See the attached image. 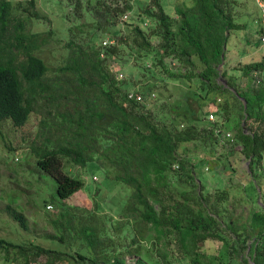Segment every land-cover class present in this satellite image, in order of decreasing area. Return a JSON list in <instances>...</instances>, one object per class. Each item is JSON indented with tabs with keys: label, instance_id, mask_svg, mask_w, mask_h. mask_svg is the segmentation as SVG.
<instances>
[{
	"label": "trees",
	"instance_id": "1",
	"mask_svg": "<svg viewBox=\"0 0 264 264\" xmlns=\"http://www.w3.org/2000/svg\"><path fill=\"white\" fill-rule=\"evenodd\" d=\"M190 1L192 5L184 3L176 8L177 17L168 14L160 0H152L149 8L140 7L146 18L141 25L130 24L129 40L139 59L151 60L153 69L163 70L171 78L189 77L171 72L167 59L190 70V75L198 60L204 67L197 74L205 91L201 98L205 102L199 103V108L204 109L209 107L210 94L222 89L217 79L227 78L224 64L229 34L244 26L235 22L237 0ZM27 3L24 11L28 16L24 18L14 16L9 0H0V132L6 121L22 128L32 114L41 115L45 144L37 152V164L57 181L59 198L70 199L84 187L83 181L64 173L65 160L83 168L99 160L115 174L116 181L131 189L121 217L130 221L136 233L132 246H122L120 241H113L99 217L89 216L86 223L79 219V227H74L76 214L66 211L61 225L68 233L53 239L64 241L76 235L88 250V256L77 252L73 258L80 264H125L128 257H139L137 264H147L138 242L151 234L161 242L170 234L189 264H201L199 254L206 242L226 241L221 218L227 211L229 193H205L201 179L198 182L195 178L191 160L180 159L179 149L203 136L213 141L217 124L205 132L199 131L195 122L181 129L174 121H158L147 103L128 99L107 64L119 54V44L100 48L95 42L110 29L114 31L109 35L118 37L117 18L131 13V4L119 8L109 6L106 0L95 4L75 0V15L91 20L94 34L85 42L71 39L64 47L68 52L64 64L51 71L36 53L49 46L54 31L42 34L27 29L32 18L42 19L36 11V1ZM153 38L160 40L158 47L153 45ZM154 53L157 55L151 56ZM144 67L149 69L145 64ZM241 71L245 77L261 76L253 90L236 93L243 100L244 125H237L235 141L250 160V173L254 174L255 166L264 160V56L249 62ZM228 84L235 87L230 80ZM139 92L147 100L151 95ZM227 109H218L217 115L227 114ZM174 166L186 177L189 190L178 193L172 189ZM13 215L26 227L23 214L13 210ZM252 226L259 229V236L250 246V254L254 264H264V247L256 245L264 235V213L254 215ZM226 231L237 236L232 254L249 249L248 239L235 222H229ZM0 250L7 259L13 254L14 261H21L18 264L37 263L42 257L48 264L70 261L38 245H15L3 239Z\"/></svg>",
	"mask_w": 264,
	"mask_h": 264
},
{
	"label": "rangeland",
	"instance_id": "2",
	"mask_svg": "<svg viewBox=\"0 0 264 264\" xmlns=\"http://www.w3.org/2000/svg\"><path fill=\"white\" fill-rule=\"evenodd\" d=\"M14 8V16L27 18L24 8L28 6V0H9ZM36 11L42 19L32 18L27 24V29L33 33L47 34L54 31L47 48L36 55L42 58L51 71L62 66L68 56L65 45L71 40L89 41L94 34L91 20L75 15V0H35ZM95 4L98 0H83ZM152 0H106L109 6L122 8L127 3L131 4L133 11L117 18L118 37L111 34L95 42L96 47L102 48L107 39L119 44V54L107 63L109 69L117 76L123 74L118 81L126 92L142 91L155 93L156 99L147 101L146 107L158 121L175 122L181 129L192 123H197L199 131H207L215 126V139L210 141L203 136L200 141L182 145L179 149V157L191 160L195 178L199 182L202 178L211 189L216 186L220 190H229L231 198L226 202L227 212L221 218L223 221V236L226 241H208L202 246L199 254L201 264H254L250 254L252 246L259 236V230L252 226L254 209L247 207L239 199L247 190L258 189L257 184L264 187V160L255 166V173H250V160L241 152V146L236 142L226 147L220 141L221 133L237 134V125H244L243 100L237 97V90L250 92L257 86L261 76L245 77L241 69L253 60H260L259 36L256 19L259 10L254 0H237L235 9V22L244 26L241 30L232 31L229 35L226 61L224 68L227 78L220 77L217 83L220 92L210 94L208 104H216L217 109L228 108L227 114L216 115V121H208V109L199 108V103L205 102L202 96L201 83L197 74L204 67L195 60V68L191 71L182 67L170 58L165 61L173 73H181L189 78H171L163 70L153 69L151 60H141L129 40L130 24L141 25L146 18L140 7H151ZM165 11L172 17H177L176 8L182 4L192 5L190 0H160ZM152 25V24H151ZM150 25V26H151ZM146 28V27H145ZM123 40V44L119 40ZM125 39V40H124ZM153 45L159 46L160 40L153 38ZM256 45V46H255ZM157 53V52H156ZM151 56H155V54ZM157 55V54H156ZM159 55V54H158ZM144 64L149 69L145 70ZM151 67V68H150ZM175 71V72H174ZM223 72V66L220 67ZM234 83L235 87L228 84ZM236 96V98H234ZM42 116L32 114L26 126L17 128L11 121H6L0 132V239L15 245H38L44 249L53 250L68 257L70 261L57 264H80L75 259L77 252L88 256V250L83 242L75 237H66L64 241L53 239V236L67 234L61 223L62 214L66 211L76 214L73 221L74 227L79 219L86 223V218L95 215L101 219L105 228L114 242L120 241L122 246H132L136 233L132 224L122 220L121 214L128 201L131 189L125 184L115 180V174L101 161L96 160L86 167H78L68 160L64 162V173L83 181L84 187L70 199L62 200L57 194L58 183L53 176L41 171L37 164V152L43 148L45 138L41 128ZM177 166L172 170L173 186L175 192L189 190L186 177L180 175ZM213 168V170H212ZM257 179L258 183H256ZM197 182V183H198ZM200 184V183H198ZM201 185V184H200ZM224 188V189H223ZM206 193V192H205ZM258 200V199H257ZM255 200V204L257 203ZM252 203H250L251 205ZM257 205V204H256ZM13 210L23 214L26 227H23L13 215ZM229 211V212H228ZM233 219V220H232ZM235 222L240 232L248 239L249 249L235 253L236 237L226 231L229 222ZM120 227V230L116 228ZM74 230V229H73ZM173 234L172 232H170ZM73 236V235H72ZM168 240V241H167ZM143 251L142 259L147 264H189L184 253L179 250L173 236L156 241L151 234L143 242H138ZM230 256L232 258L230 259ZM14 255L10 259L3 250H0V264H18L14 261ZM139 257H128L125 264H137ZM48 264L45 257L37 263Z\"/></svg>",
	"mask_w": 264,
	"mask_h": 264
},
{
	"label": "built area",
	"instance_id": "3",
	"mask_svg": "<svg viewBox=\"0 0 264 264\" xmlns=\"http://www.w3.org/2000/svg\"><path fill=\"white\" fill-rule=\"evenodd\" d=\"M256 6L258 7L259 10V16L256 19V24L258 27V36H259V45H260V50L262 51V56H264V0H254ZM115 41L111 40V39H107L103 42V46H111L114 45ZM120 78H123V74H117L116 79L119 81ZM127 97L130 101H134L138 104H146L148 100L152 101L154 99H156V94L155 93H151V95L149 96L148 100L145 97V95H143L142 93H140L139 91H132L129 92L127 94ZM217 105L216 104H212L209 106L208 109V121L214 123L216 121V115L218 112L217 109ZM220 141L222 143H224V145L226 147L233 145L236 141H235V136H233L231 133H221L220 132ZM177 168V167H176ZM256 245H260L264 247V235L262 239H259L257 241Z\"/></svg>",
	"mask_w": 264,
	"mask_h": 264
},
{
	"label": "crops",
	"instance_id": "4",
	"mask_svg": "<svg viewBox=\"0 0 264 264\" xmlns=\"http://www.w3.org/2000/svg\"><path fill=\"white\" fill-rule=\"evenodd\" d=\"M259 53H260V55H262V51L260 50V48H259ZM212 170H213V168H212ZM200 182L203 184V186L205 188V192H209V193H219L220 192V191H216V190H220L221 187L216 186L215 188L211 189V187H209L207 185V183H204L205 181H203L202 178H201ZM257 187H258V189L256 191L254 188H250V190H247L245 195H243V196H241V198H239L242 201L243 205H246L248 203L247 207L252 206V208L254 209L253 217L255 214H263L264 213V187L262 185H259V184H257ZM221 191L228 192L229 193V199L231 198L229 190L225 189V190H221ZM229 199H228V201H229ZM255 200H257V203H256L257 205L255 204ZM250 203H252V204L250 205ZM252 221H253V218H252Z\"/></svg>",
	"mask_w": 264,
	"mask_h": 264
}]
</instances>
